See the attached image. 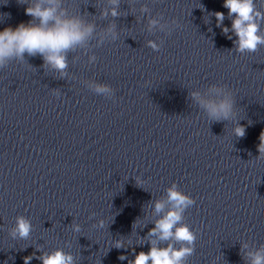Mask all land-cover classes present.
Instances as JSON below:
<instances>
[{
	"label": "clouds",
	"instance_id": "1",
	"mask_svg": "<svg viewBox=\"0 0 264 264\" xmlns=\"http://www.w3.org/2000/svg\"><path fill=\"white\" fill-rule=\"evenodd\" d=\"M113 7L101 13L102 16L110 14L117 17L120 13L117 11L119 0H110ZM20 4H26L25 14L32 19L27 23H20L15 28L8 26L0 31V66H3L8 59L19 57L23 59L24 53L29 56H41L46 66L58 70L63 76L67 68V52L73 50L76 46H83L95 30V25L85 23L78 16L67 17L64 11L57 13L60 0H46L48 6H45V0H18ZM223 7L228 9V16L233 17L231 28L224 26L225 14L215 11L217 27H220L223 33L232 37L234 40L235 50L238 53H254L258 47L264 45V35L260 34V22L264 21V13L256 7L255 0H223ZM143 12L148 9L143 7ZM10 18V14H4ZM162 19V17H161ZM39 20V23H34ZM179 27L176 20L170 23H161L159 19L150 18L148 20V30L159 28L160 31L170 34L172 27ZM110 37L113 41L118 39L116 25L111 24L101 35L100 43ZM163 42L157 43L154 40L147 41V47L153 51H159ZM96 57H90V62H95ZM97 95H103L106 98L114 100V90L108 84L93 83L90 85ZM209 93L214 97H205L199 91L192 90L189 93L190 98L202 108L210 121L221 122L229 120L235 116V99L232 91L227 85L213 84L209 86ZM58 95V93H57ZM234 135L243 138L246 134L245 126L239 124L233 130ZM260 143L257 146L259 152L258 159H264V132L260 134ZM145 183L139 177H136L137 186ZM166 199H158L150 202L149 207L154 209L159 218L155 221V226L149 232L148 241L150 248L148 252L140 251L135 254V258L130 264H186L189 256L195 250V241L197 234L190 226L184 223L185 211L195 204V200L179 190L176 183H172L167 188ZM168 210L165 212V208ZM138 222V221H137ZM99 226L104 227V221H99ZM135 224L133 225V227ZM32 223L25 216H17L14 228L11 230L13 239L27 240L32 232ZM72 230L80 232L79 224H73ZM159 241L175 240L180 243V247L169 243L166 247H160ZM116 248H122V241H116ZM248 244H242V250L247 249ZM39 251V249H37ZM248 264H264V248H258L255 251L245 253ZM38 259L41 264H74L71 253H66L63 249L57 248L49 253H42L37 256L35 253L24 257V264H30L33 259ZM120 260H127L126 256H120Z\"/></svg>",
	"mask_w": 264,
	"mask_h": 264
}]
</instances>
